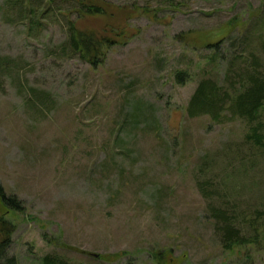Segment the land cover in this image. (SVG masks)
<instances>
[{
    "label": "rangeland",
    "instance_id": "rangeland-1",
    "mask_svg": "<svg viewBox=\"0 0 264 264\" xmlns=\"http://www.w3.org/2000/svg\"><path fill=\"white\" fill-rule=\"evenodd\" d=\"M16 1L0 0L8 255L18 264H264V160L246 162L242 121L186 111L206 72L222 84L234 55L263 52L264 0H93L119 34L96 67L62 54L65 15L75 17L65 5ZM209 42H218L213 65ZM208 161L221 195L210 200L197 187ZM10 197L23 209L5 205ZM212 205L228 208L251 243L223 247Z\"/></svg>",
    "mask_w": 264,
    "mask_h": 264
},
{
    "label": "trees",
    "instance_id": "trees-1",
    "mask_svg": "<svg viewBox=\"0 0 264 264\" xmlns=\"http://www.w3.org/2000/svg\"><path fill=\"white\" fill-rule=\"evenodd\" d=\"M46 1L49 6L52 4L65 5L66 14L75 15L74 18H71L61 10V13L67 17L68 28V38L60 46L62 54L67 56L70 54L69 57L72 58L78 57L82 61L89 63L92 67L103 64L107 60L109 49L119 43L116 40L119 34L115 31L116 27H113L114 24L111 23L115 20V17L109 15L108 7L93 0ZM31 13L33 14L31 22L37 26L34 19L36 18L37 10L33 9ZM101 20L106 22L105 25H103ZM90 22L99 28L96 29L95 26L93 28L90 26ZM88 27L93 29H89ZM207 45L213 48L210 54L209 65L216 64L220 59L219 51L217 50L218 42H209ZM262 48L263 52L260 51V46L252 48L240 62L238 55H234L227 65L225 80L222 84L214 78L212 71H205L206 75L199 81L186 108L190 118L207 115L218 124L236 119L242 121L247 127L244 144L248 146L249 151L252 153L250 155L251 158L247 156L249 160H246V162L252 167L258 162L257 158L264 160L263 44ZM187 76H189V72L183 71V74L179 75L180 81L186 80ZM153 118L156 121V118ZM205 160H210V157H207ZM212 165L211 161L203 163L200 171L204 173V177H202V181L198 180L197 182L199 191L207 200L220 195L218 188L213 185L215 184L213 180H209V177L207 178V175L212 171ZM4 204L8 207H13L14 210L23 209L21 203L13 197L5 199ZM215 207L212 205L209 210L217 219L215 229L221 236L223 247L232 250L236 246H244L247 243H251L252 239H249L244 234L246 231L244 228L246 227L237 221L235 216L228 213L229 209ZM249 223L256 230L258 221L250 220ZM14 229L15 226L10 221L4 217L0 218V264H18L15 257L8 255V248L11 244V235ZM51 257H45L44 264H58Z\"/></svg>",
    "mask_w": 264,
    "mask_h": 264
}]
</instances>
